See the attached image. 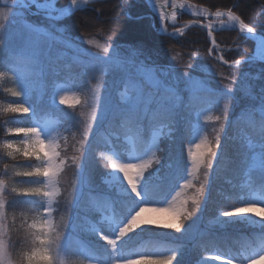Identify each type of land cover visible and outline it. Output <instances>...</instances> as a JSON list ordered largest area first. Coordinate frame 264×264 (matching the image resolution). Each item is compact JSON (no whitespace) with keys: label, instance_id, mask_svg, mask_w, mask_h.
I'll return each instance as SVG.
<instances>
[{"label":"rangeland","instance_id":"rangeland-1","mask_svg":"<svg viewBox=\"0 0 264 264\" xmlns=\"http://www.w3.org/2000/svg\"><path fill=\"white\" fill-rule=\"evenodd\" d=\"M151 1L153 4L151 7L154 10L158 8L164 13L166 12L169 14H171V11L173 10L178 11L176 22H173L167 16H165V19L162 21L161 17L158 15L159 24L157 23V26L158 29L163 28L165 31H169L171 34L179 36L181 33L174 31V29L182 27L184 22L181 20L182 15H180L179 9L172 8L168 12L164 7L158 5L161 0ZM165 2L170 4L169 0H165ZM10 3H12V9L10 11L9 19L10 24H14L13 27H11V33L15 31L17 37L12 36V34H6L5 39L7 37L9 42H11V45L17 40L19 48L17 49L16 47V51L19 50L20 52L27 54L25 57H22V59H19L20 63H14L13 68H11L12 71H14L12 74V76L14 75V79H11L10 82L16 87L14 90L21 93L19 95L21 96V99H16L13 102L0 101V112L11 110L18 105H24L30 109L26 113H32V119L26 124L14 123L4 125L2 130L3 133L1 132L0 134V141L9 155H23V146L35 141L36 136L34 134L17 132L16 129L36 128L40 132V138L46 142L45 151H48L50 148L47 146V142L52 141L58 146L56 151L61 152L63 156L71 157L72 155H77L80 157V166L76 167L74 182L75 192L71 202V218L74 231L72 232L70 229L69 234L64 241V249L69 256H82L89 261L96 262V264H108V261L111 258L122 260L127 258L122 252V247L124 244L127 247L129 246L127 245L129 242V236L134 232H147V230L152 233L169 234V236L174 239L172 240V243H174L175 246H186V252L197 243L196 241L199 240V238L207 233H212L214 231L217 233L221 231L225 232L228 227H252L253 230L264 229V220L256 217L255 213H239L230 216L220 215L222 209L230 210L232 205L216 209L213 215L207 216L205 214L204 209L206 210L213 206L210 205L209 207L208 205L207 207L205 205L208 194L211 190L210 185L217 171L216 168L218 169L223 165L222 162H224V155H222L220 144L218 155L208 174L207 183L204 185V196L200 202V210L190 220L185 222L184 228L180 232H176L171 228L163 226L145 225L121 238L114 255L109 246L108 251L103 254L104 258L101 259V261L87 253L86 248L84 247L85 243L80 236V233L85 237L93 235L97 240L103 239L95 233L96 230L104 231L106 235L115 236L119 226L124 220H126L127 216L124 220V217L116 219L115 208L112 202H110L107 210L102 211L101 214L96 217V220L89 219L86 222V219L85 221H77L73 219L77 199L83 194L84 190L91 192V190H89L91 186L88 184V173L85 166L86 144L83 146L82 153L76 151L80 145L78 146V136L74 133V125L79 127V139H81L83 126L90 121L89 140L96 136V131L99 126L114 112L125 114L137 122H141L145 118L153 117L162 119L161 121L163 122H161L152 132L149 146L142 153L135 151L131 135L123 138L129 148H122V155L116 150L111 142H108L106 147L99 149L98 155L99 153L104 154L99 156L106 161L108 169L102 176L100 182L97 183L93 189L94 191L104 190L105 192H112L121 196L118 200L122 206H125L126 204L130 206L132 202H134L135 206H139L143 203L147 206V210L143 212L142 216L144 218L158 219L161 221V225H163V222L168 220L172 213L170 208L165 206L166 202L171 194L179 187V184L183 180H191L192 185L199 187L203 180V169L198 171L194 176H190L188 173L190 162L188 159L187 145L190 142H194L202 130H206L210 133L211 129L215 127V122L203 121L199 116L201 110L205 109L208 103L200 108L194 106V112L188 117L191 135L184 144V151L182 148H179V150H177V155L174 158L171 156L167 157L168 152L163 148L161 141L167 140L173 142L175 140V132L179 123L177 119L179 120L180 118L179 112L185 104L189 106L192 104L190 101L189 103L183 102L189 98L187 93L189 95V92L191 91L207 90L208 86L213 90H217V94H223L226 92L221 83L224 78L219 74L221 70L212 65L199 63L193 70H185L186 68L183 69L184 67L181 68L176 65L161 67L145 61L139 56L140 54L132 47V45L109 43L92 36L102 44H111L109 53L104 55L102 51L85 43L86 37L69 35L66 31L65 25L51 20L46 22L44 26L37 21L27 20L19 1L10 0ZM169 4L167 5V8H170ZM40 7L45 8L48 6L43 4ZM197 7L202 8L201 6ZM49 11L54 12L50 8ZM223 19L224 18L214 17L205 22L210 25H219L220 21ZM8 23L9 21L7 20V26H5L3 30H0V40L2 41L5 40L3 38V34H5L3 31L8 27ZM165 25L167 26L166 28ZM19 26L23 29L22 31L17 30ZM214 47L220 52L223 48L222 46L219 47L215 44L212 47L210 45L207 51L211 48L212 52H215ZM227 48L228 47L225 46V49ZM47 57L51 62L55 59H61V62L62 60H65L64 63L59 62L61 66H64V69L69 68L70 64H74L80 69V71L64 81H58L51 86V90L50 87L47 89L48 83L45 82L44 76L47 73L58 69V67L47 62V60H49ZM261 57H264V55H261ZM248 60L249 62L246 64L248 68L242 66L238 74H235L236 81L234 84V90L231 93L233 100L228 114L225 132L222 136L228 131L229 125H231L236 117H238V111L243 108V105L253 106V110L257 111L261 116L260 120L264 121L263 67L254 64V61L256 60H252V58L247 59L246 61ZM10 71L11 70H9V74ZM224 74L227 76L234 75L231 68H229L228 71H225ZM97 83L100 84L98 93L93 90V85ZM249 86L250 94L245 95V91ZM10 91L13 93L12 90ZM33 93L37 97H41L39 101L52 106L58 114H49L43 120H38L32 110V103L28 99ZM186 96L187 98H185ZM61 97L64 98L63 103H61ZM235 104H238L236 109L234 108ZM41 109L44 108L40 107V110ZM93 109L95 111L94 118L92 116ZM245 118H250V116H246ZM111 136L115 137L114 134ZM69 138H76L77 142L76 144H70L72 150L67 152L65 144L68 145ZM242 138L245 140L249 149L247 152V173L255 171L264 177V153L261 149L263 148L261 143L251 140L247 134H244ZM9 144L12 145L11 148L8 147ZM150 151L156 153V156L160 159V163H153L152 167L144 173V178L139 187L141 195L137 198L130 192L127 184L124 182L123 172L120 168L133 165L137 166L141 162L147 163L146 154ZM193 151L195 152V149H193ZM183 152L186 160L184 159L182 163L181 154H183ZM43 156L44 154L41 153L40 157H36L37 161L33 164L32 168H42L44 166L43 163H41V158ZM57 160H59V157H57ZM113 163H115L117 167H112L111 165ZM134 170L136 169L134 168ZM182 170H184L183 176H181ZM174 171L176 174L174 178L176 183H169L166 186L169 176ZM47 179H49V177L43 176V184ZM54 188H60V190H62L60 174L56 178V183L54 185L49 184L48 187L43 188V191H53ZM144 189L145 191L148 189L151 191L155 190L159 193H157L155 197H150L148 199L144 193ZM194 191V187H190L186 190L189 195ZM3 192L4 190L0 191V197L4 196ZM162 192L165 193L162 195ZM157 200H160V202H157ZM55 201L56 200L53 201L54 208ZM249 202L260 204L256 205L258 209L264 207V195L257 190L254 191L249 189L240 196L237 206ZM45 206L44 199V206L42 209H44ZM2 213L3 216L0 217V240L4 243L0 246V259L3 258L4 252L10 249L4 207ZM41 213H43V210ZM208 213H210V211ZM260 216L264 217V212H261ZM216 217H219V222L214 223L213 221ZM46 218V214H43L40 217L37 216L35 219L29 220L31 226L37 225V227H33L34 233L41 238L44 237L45 233L38 227V225ZM53 220L55 222L54 213ZM250 221H256L257 223H250ZM76 241L79 243L75 246ZM37 243H39V241H37ZM169 243L171 242H163L155 245L156 248L153 250V252H155L154 254H164L169 248ZM160 245H164L165 247L161 248L159 247ZM198 246L200 245H196V247ZM172 252H175L176 255L179 253L177 250ZM215 256H220L221 258L217 260L214 258ZM226 257L233 259V255L224 254L213 249L206 250L203 253L195 254V257H192L193 259L189 257L185 264H223ZM37 263L42 264V262L39 261H37Z\"/></svg>","mask_w":264,"mask_h":264},{"label":"trees","instance_id":"trees-1","mask_svg":"<svg viewBox=\"0 0 264 264\" xmlns=\"http://www.w3.org/2000/svg\"><path fill=\"white\" fill-rule=\"evenodd\" d=\"M196 4L206 6L211 10L217 8L227 9L232 8L233 11L238 12L245 20H250L257 25V31L264 33V0H190ZM67 0H57L58 5L65 4ZM0 6H4L0 4ZM12 9L11 5H7ZM24 10V15L27 20L37 21L41 25L48 21H54L63 24L66 31L71 36H95L109 43L120 45H132L145 61L154 63L161 67L180 66L185 70H193L197 64L203 63L217 67L223 72L229 70V66L217 60L213 55L207 51L210 42L207 38L206 31L199 26H190L183 34L179 36H171L158 32L156 28L157 19L151 15V7L146 0H97L87 4L62 19L53 20L45 17L40 13H30L27 9ZM186 18V16H184ZM8 27L3 32V38L6 34L17 37L16 32L11 33V27L8 18ZM7 26V25H6ZM45 26V25H44ZM22 31L20 26L17 29ZM29 36V35H28ZM236 36L234 29H222L214 33L216 43L222 48V54L226 60H232L236 57L245 55L244 49L247 48V56L251 55L254 49V41L250 38L241 37V45L239 48L229 47L233 42V37ZM9 39L0 40V71L5 75L0 77V101L13 102L16 99H21V96H16V87L11 84V79H14L13 68L14 63H20L19 59L25 57L27 53L16 51L19 48L17 40L10 44ZM2 45V46H1ZM225 46L228 47L225 49ZM196 55L193 56L192 53ZM176 56L177 59H173ZM47 59H49L47 57ZM47 62L58 67L57 70L47 73L44 76L45 82L48 83L47 89L53 86L58 81H64L74 74H77L80 69L74 64H70L69 68L61 66L59 62L61 59H55L52 62ZM62 60L61 63H64ZM245 61L242 65L247 67ZM254 64L263 67L264 62L260 60L254 61ZM9 70L10 74H9ZM12 90L13 93L10 91ZM216 93L217 90H214ZM189 97L183 102L192 103L191 106L185 104L179 115L177 130L175 132L174 141L162 140L163 148L168 152L167 157L174 158L177 155V150L182 148L184 151V144L191 135L189 128L188 117L192 115L195 108H200L209 103L215 98L210 96L207 90H198L189 92ZM187 96L185 98H187ZM44 97V96H43ZM41 98V97H40ZM34 93L28 98L32 103V110L38 120H43L49 114H58V112L50 105H46ZM240 102V101H238ZM40 107L44 109L40 110ZM238 104L234 105L236 109ZM251 105H243L242 109L238 111V117L231 123L225 135L221 139V152L224 155V162L218 169L210 185L211 190L208 194L206 205L212 207L204 209L205 214L213 215L216 209L228 207L237 204L240 196L249 189L258 190L264 194V177L252 171L247 173V152L249 151L245 140L242 138L247 134L251 140L261 143L264 153V121L260 120L261 116L257 111L253 110ZM250 116V118H245ZM32 119V113H14L11 110L0 112V134L3 126L7 124H26ZM162 119L159 118H145L141 122L132 120L125 114L112 113L99 126L96 131L97 134L92 139H89L85 145V166L88 173V184L91 186L90 191L84 190L83 194L77 199L73 219L77 221H85L89 219L95 220L101 211L107 210L110 205L117 204L119 196L104 190L94 191L96 184L100 182L102 176L106 173L108 165L106 161L98 155L100 148L106 147L108 142H111L116 150L122 155L121 149L128 148L124 142L123 137L132 135L134 139V146L137 152H142L146 147L151 131L159 125ZM3 133V132H2ZM74 133L78 136L79 141V127L74 125ZM112 134L115 135L111 136ZM243 134V135H242ZM1 136V135H0ZM100 136V137H99ZM76 138H69L68 145L76 144ZM65 144L67 152L72 150L71 145ZM79 146V143H78ZM122 146V147H121ZM177 146V147H175ZM66 152V151H65ZM66 152V153H67ZM68 154V153H67ZM182 163L186 160L185 154H181ZM37 159L34 156L25 157L21 154L9 155L0 141V178L4 181V213L7 223V232L9 237V247L15 249L19 246L20 240L18 238V229L21 219L26 226L31 228L28 233L30 237L35 235L34 228L29 224V220L36 218V211L41 213L44 206V199L42 193L37 194H21L24 188L41 187L43 185V175L22 176L26 171H31L32 166ZM221 168V169H220ZM76 166L69 164L65 171L60 174L62 190L60 196L55 201L54 219L59 218L60 211L69 209L71 211V202L75 192V176ZM182 170V174L183 175ZM175 171L169 176L166 183L175 184ZM148 188V186H147ZM168 192V191H167ZM93 193V194H92ZM107 193V194H106ZM159 193L155 190L148 189L146 195L148 198L155 197ZM165 192H162L163 195ZM160 202V200H157ZM126 208L117 204L115 212L117 215L122 213ZM210 209V210H209ZM210 211V213L208 212ZM34 218V219H35ZM83 227V225H82ZM81 229V228H80ZM82 230V229H81ZM264 233L262 230H253L252 227H228L225 232H212L204 234L195 243L200 245L196 247L194 244L191 249L185 252L186 246H175L169 234L150 232H134L128 238V247L124 244L122 247L123 253L127 255L128 250L134 249L141 244L147 245V250L153 252L155 245L159 243H169V248L164 255L170 254L172 251H179L172 260L173 264H185L187 259H193L195 254L203 253L206 250H216L224 254L233 255L239 251V243L245 236L251 237L255 234ZM87 253L99 260L103 259V254L108 251V245L103 240H97L95 236L85 237L82 233ZM214 237V238H212ZM79 242L76 241L75 246ZM203 247V248H201ZM182 248V250H181ZM259 248L256 247L255 250ZM161 251V250H160ZM159 252V251H157ZM185 252V253H184ZM155 253V252H154ZM193 257V258H192ZM236 259H242L239 255H233ZM191 261V260H190ZM39 264V263H37Z\"/></svg>","mask_w":264,"mask_h":264},{"label":"clouds","instance_id":"clouds-1","mask_svg":"<svg viewBox=\"0 0 264 264\" xmlns=\"http://www.w3.org/2000/svg\"><path fill=\"white\" fill-rule=\"evenodd\" d=\"M10 0H0V30H3L6 26V22L9 18L11 9L7 7ZM83 4H88L91 0H82ZM70 6H77L78 0H68ZM174 8L182 7L183 5L178 3V0H173ZM203 13L207 16L211 14L214 17L226 16L227 21H221V23H234L236 28V36L233 37V42L229 47L239 48L241 45V37L247 34L248 36H257V25L250 20H245L242 18L238 12L233 11L231 8L211 10L206 6H202ZM178 11L173 10L169 16V19L173 22L177 21ZM56 19H62L63 16L59 15L55 17ZM163 21V16L161 17ZM195 23H201L199 21L187 20L183 22L182 27L174 29V31L183 34L185 28ZM167 26L165 25V28ZM209 38L212 40V44L215 45L216 41L213 38V32L209 30ZM247 38V36H245ZM264 39V36L259 37ZM85 43L90 46H94L96 49L102 51L104 55L109 53L111 44H102L98 42L92 36H86ZM245 55L236 57L232 60H226L222 54L216 56V59L220 60L223 64L228 65L234 75L227 76L224 74L223 70L220 71L222 80V87L226 90L223 94H217L213 89L207 86V91L210 96L215 97L214 100L209 101L205 109L201 110L199 113L200 119L203 121H212L215 122V127L211 129L209 133L206 130H202L200 134L196 137L194 142H190L187 145L188 150V159L190 162V167L188 173L190 176H194L198 171L203 169L202 175L203 180L200 183L199 187L192 185L191 180H183L179 187L171 194L170 198L166 202V207L170 208L171 212L176 216L179 221L178 226L170 227L168 225H161L158 223H153L150 221H144L143 223L136 224L133 227L134 222L139 218L143 212L147 210V206L141 203L139 206H135L134 202L130 205L128 209V214L126 220L119 226L116 235L110 236L106 235L104 231L96 230V234L100 236L101 239L106 241L109 248L113 251L117 249L118 242L121 238L127 236L129 233L135 231L137 228H140L145 225L152 226H163L166 228H171L176 232H180L185 225V222L190 220L196 213L200 210V202L204 196V185L207 183L208 174L212 169L213 162L218 155V150L221 144L222 134L225 132V126L228 120V114L231 108L233 97L231 93L234 90V84L236 81V75L241 69L242 65L248 58L246 55L248 49L245 48ZM212 49L209 48V54H211ZM193 56L196 55L195 52L192 53ZM173 59H177L176 56H173ZM5 75L3 71H0V76ZM100 84H94L93 90L99 92ZM21 94V93H20ZM250 94V86L245 91V95ZM64 100L61 97V103ZM218 105V107H217ZM29 109V108H28ZM30 110V109H29ZM95 111L93 109L92 116L94 118ZM90 121L83 126V131L81 133V139L78 143L80 147L76 149L77 152L82 153L83 146L87 143L89 135ZM27 129V128H25ZM54 139V138H50ZM58 147V146H57ZM56 147V148H57ZM195 149V152L193 151ZM99 155H104L99 153ZM147 163L141 162L134 170V167L127 166L121 167L120 170L123 172L124 182L127 184L130 192L137 198L140 197L141 193L139 187L141 181L144 178V173L148 171L153 165L159 164L160 159L156 156L155 152L150 151L146 154ZM59 157V160H57ZM111 159V158H110ZM41 163L43 167L41 169H47L42 173H35L37 175H43L44 177H49L45 183L38 188L42 190L39 192H28L21 194H37L42 193V197L45 198L46 206L43 209V213H40L39 210L36 211V217L46 214V219H43V222L38 225L41 228L45 235L41 238L39 235H34L30 237L28 233L31 231L29 226L24 225L23 219L20 221L18 229V238L20 244L15 249H8L4 252L3 258L0 259V264H37V261L42 262V264H96V262L89 261L82 256H69L64 249V241L66 236L69 234L70 229L74 231L73 221L71 218V213L69 209H64L60 211L59 218L54 222L53 213L56 209L53 207V201L56 200L60 194V188H54L53 191H43V188L48 187L49 184H55L56 178L65 171L66 167L75 165L76 167L80 166V157L77 155H72L71 157L63 156L61 152H53L51 148L48 151H45L44 156L41 158ZM112 167H117L115 163L111 165ZM40 167H34L32 169H37ZM34 175L31 171H26L22 176H31ZM190 187H194L195 191L192 194H187L186 190ZM190 203V207H189ZM254 202H249L237 206L233 204L230 210L222 209L220 215L230 216L237 214L236 209L240 208H255L256 217L264 220V217L260 216L261 212H264V207L259 209L256 207ZM4 207V198L0 197V217L3 216L2 209ZM35 218V217H30ZM214 223L219 222V217H216L213 221ZM250 223H257L256 221H250ZM31 227H37V225H32ZM78 238V237H77ZM39 241V243H37ZM3 241L0 240V246L3 245ZM159 247L163 248L164 245ZM256 247L259 248V251H255ZM146 244H141L134 249L128 250L127 258L118 259L111 258L108 261V264H172V260L175 258L176 253L171 252L170 254H154L147 250ZM233 255H239L242 257L239 261L227 258V264H264V233L255 234L251 237L245 236L242 238V242L239 243V251L233 253ZM170 257L171 261H164L163 258ZM220 257V256H216Z\"/></svg>","mask_w":264,"mask_h":264},{"label":"snow or ice","instance_id":"snow-or-ice-1","mask_svg":"<svg viewBox=\"0 0 264 264\" xmlns=\"http://www.w3.org/2000/svg\"><path fill=\"white\" fill-rule=\"evenodd\" d=\"M17 96L20 95L19 92L16 93ZM62 99H64L62 97ZM12 112L14 113H26L29 111V109L27 107H25L24 105H18L16 107H13ZM17 132H22V133H29V134H34L36 136L35 141L26 144L25 146H23V155L25 157H31V156H35V157H40L41 153H45V147H46V142L43 141L40 138V132L38 129L36 128H17L16 129ZM47 146H49L51 148V150L54 152L57 145L54 144L52 141H48L47 142ZM9 148L12 147L11 144L8 145ZM132 167H137L136 165H133ZM44 171H47V169H41V168H37V169H32L31 172L35 173H42ZM4 190V181L0 180V191ZM41 188L38 187H28V188H24L22 190V193H28V192H39L41 191ZM237 214L239 213H255L256 214V209L255 208H240V209H236L235 210ZM171 213V212H169ZM144 221H150L153 223H158L161 224V221L158 219H153V218H144L142 216V214L139 216V218L134 222L133 227H135L136 224H140L143 223ZM179 221L176 218V216L171 213V216L168 220L163 222V225H168L170 227H176L178 226ZM215 259L219 260L221 257H214ZM164 261H171L170 257H165L163 258ZM223 264H227V258L223 261Z\"/></svg>","mask_w":264,"mask_h":264},{"label":"water","instance_id":"water-1","mask_svg":"<svg viewBox=\"0 0 264 264\" xmlns=\"http://www.w3.org/2000/svg\"><path fill=\"white\" fill-rule=\"evenodd\" d=\"M19 1L25 7H28L30 4H33V5H35V7H37L36 12H41L45 16H49V17H53V18H55V17H57L59 15H62L64 17V16H66V15H68V14H70V13L76 11L77 9H79V8H81V7H83V6L86 5V4H83L82 0H78V5L77 6H70L69 3H68V1L66 2V4H64L62 6H56L55 5V0H41V1H36V2L35 1H31L29 3L28 2H25L24 0H19ZM92 1H96V0H91V2ZM147 2H148V4H152V2L150 0H147ZM39 3H47V4H49V6L52 8V10L56 11L57 14H52V13H49V12H47L45 10H41V8L38 6ZM160 5H162L163 7H166L165 4L162 3V2L160 3ZM179 9L183 13L187 14L188 16H190L194 20H196V19H207L208 17H214L211 14H209V15L206 16L204 13L193 12V11L187 9L186 7H183V6L180 7ZM199 22H201V23H197V24H200L206 30H210V29L211 30H214V29H212V27H209L204 22H202V21H199ZM232 28L236 29L235 26L232 27ZM257 33H258L257 36H248L247 34H245V36H247L248 38L253 39L255 41V47H256V43H257L256 38L257 37L264 36L263 33H260V32H257ZM262 41L264 42V39H262ZM262 60H264V59H262Z\"/></svg>","mask_w":264,"mask_h":264},{"label":"bare ground","instance_id":"bare-ground-1","mask_svg":"<svg viewBox=\"0 0 264 264\" xmlns=\"http://www.w3.org/2000/svg\"><path fill=\"white\" fill-rule=\"evenodd\" d=\"M169 2H170V8H167V5L168 4H165V6L166 7H164L167 11H169L170 9H172V8H174V4H173V0H169ZM178 3H180V4H182L183 5V7H186L187 9H190V10H192V11H196V12H199V13H203V9L202 8H199V7H197L195 4H194V2H187V1H183V2H181V1H179L178 0ZM180 8V7H179ZM232 9V8H231ZM156 10H157V12H158V15L160 16V17H162L163 16V19H165V16H167L168 18H169V16H170V14L169 13H164L162 10H159L158 8H156ZM212 18H214V17H208L207 19H212ZM219 18H224L223 20H221V21H227V17L225 16V17H219ZM221 21H220V24L219 25H212L211 24V26H212V29H214V30H218V29H220L221 27H224V28H227V27H229V28H232V27H234L235 25H234V23H232V24H229V23H221ZM255 53H256V55L257 56H261V55H264V42L262 41V39H260L259 37H257V45H256V48H255Z\"/></svg>","mask_w":264,"mask_h":264}]
</instances>
